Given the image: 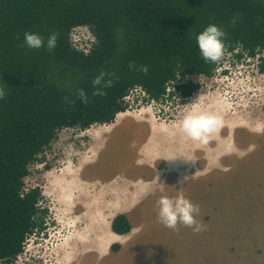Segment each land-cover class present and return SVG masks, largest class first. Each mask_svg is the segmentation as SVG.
<instances>
[{"label":"trees","instance_id":"16d2710c","mask_svg":"<svg viewBox=\"0 0 264 264\" xmlns=\"http://www.w3.org/2000/svg\"><path fill=\"white\" fill-rule=\"evenodd\" d=\"M210 24L225 33L224 53L259 55L264 73V0H0V264H11L29 236L45 229L42 191L22 193L23 180L56 134L112 124L137 86L160 100L179 77L181 97L191 98L200 90L195 78L212 77L219 63L206 62L196 42ZM80 26L96 39L89 53L73 47L71 32ZM25 32L45 42L55 32L57 46L30 49ZM133 62L147 65L148 74L130 69ZM101 72L113 84L96 96ZM131 228L125 215L112 222L118 235Z\"/></svg>","mask_w":264,"mask_h":264},{"label":"rangeland","instance_id":"374dc122","mask_svg":"<svg viewBox=\"0 0 264 264\" xmlns=\"http://www.w3.org/2000/svg\"><path fill=\"white\" fill-rule=\"evenodd\" d=\"M73 34L77 39L73 47L89 53L96 43L89 29L75 27L72 40ZM227 56L216 75L195 78L202 84L198 91L202 97L196 105H191L194 99L178 102L176 96L160 103H145L144 94L133 90L124 98L127 110L119 113L123 118L154 116L156 127L168 132L174 147L181 148V158L190 161L183 167L184 173L193 178L186 198L199 205L197 220L206 230L196 233L183 225H178V231L165 227L149 198L126 216L132 232L108 239L113 217L125 211V203H116L123 201L115 194L119 185L111 183L99 189L85 181L108 182L119 175L136 181L151 176L141 164H134V153L124 154L130 138L115 142L97 158L96 149L102 143L94 138L102 141L100 136L106 135L109 126L94 125L82 133L78 129L64 130L57 133L41 161L30 167L23 180L22 193L37 186L42 189L45 199L40 203L49 209L48 229L35 230L27 239L26 249L11 264H264V73L257 69L261 56L257 60L242 58L240 62L235 53ZM224 68L230 69L228 76H222ZM200 110L215 115L223 111L222 125L234 131V137L215 138L214 133L223 132L216 131L208 143L198 141L210 146L214 139L217 146L213 143L214 154L194 166V140L175 139L172 128L188 112ZM101 158L105 166L88 168L101 164ZM189 167L194 171L189 172ZM203 168L218 172L204 179ZM80 175L85 180L81 177L84 184L79 188ZM82 192L84 198L79 195ZM77 200L83 202L76 204ZM107 242L122 248L109 249L106 254L102 243Z\"/></svg>","mask_w":264,"mask_h":264},{"label":"crops","instance_id":"0c3cea01","mask_svg":"<svg viewBox=\"0 0 264 264\" xmlns=\"http://www.w3.org/2000/svg\"><path fill=\"white\" fill-rule=\"evenodd\" d=\"M230 73L229 70L225 71L224 74L228 76ZM255 84V81L253 82ZM198 97V92L195 93L190 100L196 99ZM202 97V96H201ZM223 108V107H222ZM200 110L199 112H201ZM218 112L219 117L226 115L223 113V111L219 110ZM197 112V113H199ZM121 114V113H120ZM149 115V114H148ZM157 121L155 120L154 116H144V117H129V118H123L118 115L115 119V121L112 124H108L106 126H109L107 129L108 131H105L106 135L100 136L102 141H99L98 138L96 142L102 143L99 147H97V158L101 154L105 153L115 142H118L119 140L125 141V139L130 138V143L127 146V149L124 150V154L128 153H134L136 155L135 158V165L141 164V166L145 167V171L151 176L148 179H142L138 178L136 181H131L123 176H118L115 179L108 181V182H99V181H85L90 182L92 185L97 186L100 189L101 187H104L106 185H109L111 183L119 185L117 188L118 191L115 192L116 196L123 197V201H117L116 203H125L124 208L125 211L120 210L116 213V216L113 217L115 219L116 217L120 215H125L127 217H130V214L132 211L139 207V203H146L148 202V199L151 198V205L152 207H157V200L162 195H167L169 197H177V196H184L185 198L188 196L190 188V182L193 180L191 177L192 175L184 173L183 167L188 166L190 161L187 159H182V153L180 147H174L173 143L171 141V136L168 132H165L163 129L156 127ZM169 125L166 124V129H168ZM230 128H228L227 125L219 127L216 131L221 133L213 134L215 138L220 137L223 139H233L234 137V131L230 132ZM174 131L173 136L175 139H188V137L183 133L181 129V123H176V127L172 128ZM226 130V131H224ZM215 131V132H216ZM210 138H213L212 135ZM91 141V140H90ZM93 141V140H92ZM197 147L191 155V163L196 166L201 160L208 158L207 156L214 154V139H211L210 146L208 145H201L200 142L194 141L193 142ZM232 142H230L231 144ZM216 146L217 144L214 143ZM92 145V144H91ZM251 145H249L250 147ZM238 147V146H236ZM243 148V146L239 147V150ZM173 150V152H172ZM200 152V153H199ZM173 155V156H172ZM199 155V157H198ZM172 156V157H171ZM187 157H189V153L186 154ZM171 157V158H170ZM202 157V159H200ZM170 158V159H169ZM176 159V160H173ZM101 164L97 163L95 165H88V168H96L97 166H105V162L100 159ZM173 163L174 165L169 167ZM207 163V162H205ZM200 167L201 163H200ZM187 167H185L186 169ZM194 168L189 167V172H193ZM202 178L206 179L210 175L217 174L218 171L216 169L210 171L209 169L203 168L201 169ZM184 175H187L184 178ZM83 175L79 176V179L77 181L78 187L82 184H84ZM85 180V179H84ZM183 181V183H181ZM127 182V183H124ZM71 183V182H70ZM76 183V182H75ZM75 186L74 184H72ZM124 187L128 188L126 191L120 193ZM118 193V194H117ZM84 192H82L80 197H83ZM84 198V197H83ZM83 201H78L76 204H80ZM157 210V217H158V208ZM112 225L110 224V233L109 238H112V235L119 236L118 234H115L111 230ZM134 228V227H133ZM132 232V231H131ZM131 232L127 233L130 234ZM120 235V236H125ZM77 238V237H76ZM104 249L107 251L106 254H108V250L114 245H119L118 243L114 244L113 246L107 242L102 243ZM77 245L71 246L76 247ZM63 247V246H62ZM60 248V247H59ZM122 248V247H120ZM60 252V251H59ZM61 254V252H60Z\"/></svg>","mask_w":264,"mask_h":264},{"label":"clouds","instance_id":"9594fccd","mask_svg":"<svg viewBox=\"0 0 264 264\" xmlns=\"http://www.w3.org/2000/svg\"><path fill=\"white\" fill-rule=\"evenodd\" d=\"M224 37H225V33L223 32V30L220 29L215 24L208 25L200 34H198L196 36V42H197V45H198V48L200 50L202 58L206 62H211V63H218L219 62L217 67L215 68L214 73H213L215 75L218 73L217 71H219V69H220L219 64L220 63L222 64L223 63L222 60L224 58L228 57L227 54H230L227 52L224 53V51H225V46L223 43ZM57 42H58V34L55 32L51 33L47 37L46 42H45V38L40 36L39 34L32 33V32H25L24 33V45L30 49L39 50L41 48L46 47L47 50L51 51V50L55 49V47L57 46ZM235 54H237V51L235 52ZM258 57H259V55L255 58L247 57L246 55H244L242 58H249V59H256L257 58L258 59ZM235 65H236V63H235ZM129 67H130V69H132L134 71H139V72L143 73L144 75H147L148 71H149V68L147 65H141V66L137 67L134 62L130 63ZM257 69H258V63H257ZM227 70H230V69L224 68L222 70V76L225 75L224 72ZM107 75H108L107 73L101 72V74L93 80V86L96 88V91L93 93L94 95H96V96L106 95V92L104 91V89L112 86L113 81L111 79L105 80V77ZM206 78H210V77H206ZM181 82L182 81L179 77H177L175 80L171 81L166 88V94L160 100H149L148 95L143 91L142 87H139V86L134 87L133 89H131V91L134 90L135 88H140L144 92V97H145L144 102L145 103H148V102L150 104L151 103H160V102L166 101L167 98H169V100H171L175 96H176L175 100H177L178 102H184L186 100H184L181 97V94L179 93V91L177 89L181 85ZM201 87H202V84L200 85V89H201ZM5 96H6V93H5L4 89L0 88V99L5 98ZM79 97H80L82 102H84V103L88 102L87 94L83 90H79ZM200 98H201V95L198 96L193 101V103L191 105H196L199 102ZM190 99L191 98H189L187 100H190ZM180 123H181V129H182L183 133L188 138H190L194 141H201V142L206 144V143H208L209 137L211 136V134L214 133L219 127L222 126L223 121L219 116L212 114V113H207V112L197 113L195 111H190L183 117V119ZM70 129H72V128H65V129H62L61 131L70 130ZM73 129H75V128H73ZM79 131H80V133L84 132L81 130H79ZM181 183H183V181ZM35 188H39L42 191V189L38 186L34 187L32 189H35ZM42 194H43V191H42ZM157 208H158V219H159V221L165 227H167L173 231L179 230L178 225H183L184 227L191 228L196 233H200V232L206 230V226L202 222L197 220V216L200 213L199 205L193 204L189 199L185 198L182 195L174 197V198L169 197L167 195H162L157 200ZM48 214H49V209H48ZM47 217H48V215H47ZM47 217H46V221H45V225H44L45 229L42 230L41 232H44L48 229ZM112 222H111V225H112ZM111 230H112V228H111ZM132 230L133 229H131L130 232ZM112 232L115 233L113 230H112ZM30 236H29V238H30ZM113 245L114 244H112V246ZM25 246H26V243H25ZM25 246H24V249H26ZM110 250H112V247L110 248Z\"/></svg>","mask_w":264,"mask_h":264},{"label":"bare ground","instance_id":"6f19581e","mask_svg":"<svg viewBox=\"0 0 264 264\" xmlns=\"http://www.w3.org/2000/svg\"><path fill=\"white\" fill-rule=\"evenodd\" d=\"M175 144H176V143H175ZM177 144H178V143H177ZM181 144H183V143H181ZM178 145H180V144H178ZM180 146H181V145H180ZM178 147H179V146H177V148H178ZM173 148H174V146H173ZM175 148H176V146H175ZM175 148H174V149H175ZM185 148H186V147H185ZM183 150L185 151V149H183ZM184 151H183V153H184ZM172 152H173V150H172ZM186 152H187V151H186ZM173 153H174V152H173ZM172 156H173V155H172ZM172 156H171V157H172ZM171 157H170V158H171ZM40 158H41V157H40ZM170 158H169V159H170ZM173 160H176V159H173ZM173 165H174V164L171 163L170 167L172 168ZM85 173H86V172H85ZM63 176H64V175H63ZM72 180H74V178H73ZM71 182H72V181H71ZM67 190H68V189H67ZM61 199H62V198H61ZM64 200H65V199H64ZM27 247H31V246H27Z\"/></svg>","mask_w":264,"mask_h":264},{"label":"built area","instance_id":"2783aa9c","mask_svg":"<svg viewBox=\"0 0 264 264\" xmlns=\"http://www.w3.org/2000/svg\"><path fill=\"white\" fill-rule=\"evenodd\" d=\"M74 37H75V35L73 34V41H74V44L76 45V44H77V39L75 40ZM134 90H140V91L144 94V92H143L140 88H135ZM132 91H133V90H132ZM128 95H129V94H128ZM128 95H127V96H128ZM127 96H126V97H127Z\"/></svg>","mask_w":264,"mask_h":264},{"label":"flooded vegetation","instance_id":"af4514ba","mask_svg":"<svg viewBox=\"0 0 264 264\" xmlns=\"http://www.w3.org/2000/svg\"><path fill=\"white\" fill-rule=\"evenodd\" d=\"M241 59H242V58H240V59H237V60L240 62V61H241Z\"/></svg>","mask_w":264,"mask_h":264}]
</instances>
